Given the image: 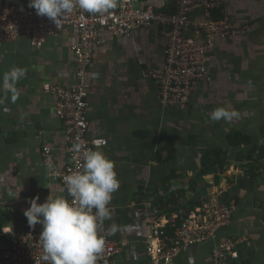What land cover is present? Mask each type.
<instances>
[{"label":"crops","instance_id":"obj_1","mask_svg":"<svg viewBox=\"0 0 264 264\" xmlns=\"http://www.w3.org/2000/svg\"><path fill=\"white\" fill-rule=\"evenodd\" d=\"M175 2L137 0L136 6L169 12ZM212 2L211 11L221 14L218 20L243 33L217 39L206 52L207 79L185 107L161 104L151 77L164 67L166 39L159 28L136 30L130 38L107 37L105 44L93 49L85 76L88 137L107 141L99 150L114 162L120 182L108 205L111 218L99 228L104 238L127 244L116 256L117 264H151L145 248L154 224L177 223L215 192H221V201L233 208L227 226L214 239L180 252L172 264H189L190 258L194 264H211L212 250L227 238L239 246L240 258L264 264V162L254 178L236 162L238 152L261 143L264 127V0ZM202 20L204 11L195 10L192 23ZM185 35L198 45L204 42L192 28ZM75 40L76 33L64 29L47 37L41 48L23 37L0 44V85L11 68L26 69L16 85L20 94L15 102L0 90L2 228L38 231L42 226L30 228L23 214L29 201L39 196L38 203H43L49 195L67 199L42 159L47 147L58 169L68 161L56 98L43 86L78 85V62L71 51ZM217 107L236 110L239 117L212 121L210 114ZM233 132L252 139L240 148H229L227 136ZM213 149L227 150L232 157L220 181L202 173V157ZM9 192H20L19 198ZM145 202L151 208L143 213Z\"/></svg>","mask_w":264,"mask_h":264},{"label":"built area","instance_id":"obj_2","mask_svg":"<svg viewBox=\"0 0 264 264\" xmlns=\"http://www.w3.org/2000/svg\"><path fill=\"white\" fill-rule=\"evenodd\" d=\"M28 4L29 0H0V44L23 37L34 47L41 48L47 37L56 36L64 29L76 33L71 51L78 62V85L74 88L43 86L47 94L56 98L55 113L64 125L68 161L63 169H58L47 147L42 150V159L51 178L58 181L66 193L64 177L83 171L84 151L96 150V141L100 142L99 148L107 146L104 138L88 137L86 110L89 85L85 76L91 66L95 47L105 44L107 37L130 38L136 30L159 28L166 39L164 67L160 74H152L151 77L160 103L182 108L187 106L199 85L207 79L206 52L214 47L217 39L232 38L243 33L231 28L225 20L211 19L212 0H176L173 10L169 12L150 6L139 8L136 6L137 0H117L118 6L111 10V15L87 13L75 7L60 21L59 28L47 17L38 16ZM198 9L204 11V20L194 24L191 16ZM191 28L200 32L203 44L198 45L185 35ZM77 142L82 144L79 152L73 151V144ZM221 194L215 192L208 195L200 206L185 213L178 225L155 223L145 248L150 263L172 264L180 252L214 239L218 231L227 226L233 209L221 201ZM67 200L72 202L68 193ZM132 206L136 207V204L132 202ZM150 208V202H145L141 211L149 212ZM168 224L174 230L172 234L166 231ZM41 231L42 228L31 232L17 231L4 226L0 231V264H48L39 242ZM104 239V249L96 264H117L115 258L127 244ZM237 246L229 238L218 242L212 250L211 264H231L232 260H237Z\"/></svg>","mask_w":264,"mask_h":264},{"label":"clouds","instance_id":"obj_3","mask_svg":"<svg viewBox=\"0 0 264 264\" xmlns=\"http://www.w3.org/2000/svg\"><path fill=\"white\" fill-rule=\"evenodd\" d=\"M117 6V0H29L28 4L38 16L47 17L57 28L75 7L87 13L111 15V10ZM25 75L26 69L21 67H13L3 75L0 90L10 93L13 102L20 94L16 85ZM238 117L236 110L225 107H217L210 114L215 122H230ZM95 143L96 150L83 153V171L64 177L71 203L63 196L53 198L51 195L45 202L38 203L39 196H36L24 210L30 228L34 229L37 224L42 226L39 242L48 264H96L103 252L105 239L99 234V228L104 220L111 218L108 205L120 182L114 162L99 150L100 142ZM81 147V143H74L73 151L79 152ZM19 194L9 192V196L15 198H19ZM189 264H194L191 258Z\"/></svg>","mask_w":264,"mask_h":264},{"label":"trees","instance_id":"obj_4","mask_svg":"<svg viewBox=\"0 0 264 264\" xmlns=\"http://www.w3.org/2000/svg\"><path fill=\"white\" fill-rule=\"evenodd\" d=\"M211 17L212 20L217 21L221 18V14L218 11H211ZM251 139L249 135L233 132L227 136V145L229 148L236 149L240 148L241 145H245L251 141ZM231 161L232 157L229 151L223 149L210 150L202 157V173L204 176L213 175L216 181H220L221 176L226 173ZM236 162L239 164V168L250 178H254L258 175L259 163L264 162V127L261 130V143L252 144L246 151L238 152ZM179 223L180 221H177V223L175 222L176 225ZM3 225L4 220L0 221V231ZM166 231L169 234L173 233L174 230L171 224H168ZM238 247L239 246L236 248L238 259L232 260L231 264H250V260H246L242 257L240 258L242 252H240L241 250L238 251Z\"/></svg>","mask_w":264,"mask_h":264}]
</instances>
